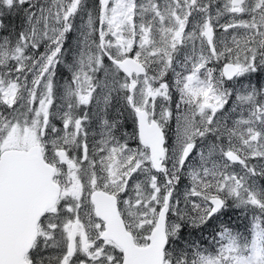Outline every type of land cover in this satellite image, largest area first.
<instances>
[{
	"label": "snow or ice",
	"instance_id": "1",
	"mask_svg": "<svg viewBox=\"0 0 264 264\" xmlns=\"http://www.w3.org/2000/svg\"><path fill=\"white\" fill-rule=\"evenodd\" d=\"M0 264H264V0H0Z\"/></svg>",
	"mask_w": 264,
	"mask_h": 264
},
{
	"label": "rangeland",
	"instance_id": "2",
	"mask_svg": "<svg viewBox=\"0 0 264 264\" xmlns=\"http://www.w3.org/2000/svg\"><path fill=\"white\" fill-rule=\"evenodd\" d=\"M186 183V181H185ZM232 222L236 225L239 226V230L241 232H244L245 231V225H247L248 221L243 217V215L239 212H234L232 213ZM240 223L242 224V226H240Z\"/></svg>",
	"mask_w": 264,
	"mask_h": 264
},
{
	"label": "trees",
	"instance_id": "3",
	"mask_svg": "<svg viewBox=\"0 0 264 264\" xmlns=\"http://www.w3.org/2000/svg\"><path fill=\"white\" fill-rule=\"evenodd\" d=\"M240 226H242V224L240 223Z\"/></svg>",
	"mask_w": 264,
	"mask_h": 264
}]
</instances>
